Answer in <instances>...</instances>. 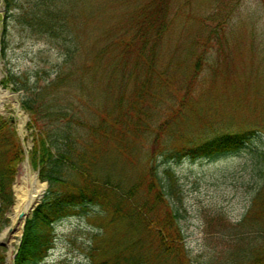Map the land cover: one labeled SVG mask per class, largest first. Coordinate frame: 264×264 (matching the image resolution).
Segmentation results:
<instances>
[{
    "label": "rangeland",
    "instance_id": "obj_1",
    "mask_svg": "<svg viewBox=\"0 0 264 264\" xmlns=\"http://www.w3.org/2000/svg\"><path fill=\"white\" fill-rule=\"evenodd\" d=\"M142 1L74 2L73 29L81 51L72 68L73 75L67 80L68 85L60 87L55 94L71 100L93 124L104 115L108 122L116 116L120 118L123 110L130 106L133 85L151 76L141 69L131 70V65L122 70L118 63L120 48L107 46L127 23L131 10ZM13 13L15 10L10 13L0 0V41L4 26L7 33L5 50L2 52L0 47V86L10 75L30 85H43L59 70L60 51L46 40L31 35L28 28L14 20ZM170 18L171 24L155 58L156 79L147 84L148 88L152 87V95L147 93L144 103L131 110L132 117L129 113L126 116L140 124L139 132H145L143 139L137 136L133 145L134 129L121 125L124 131L116 129L120 140L108 139L104 144L91 142L101 154L92 175L99 180L108 176L113 181L123 179L126 186L131 185L153 157L150 151L154 145V130L168 119V124L158 134L152 163L156 165L169 203L179 215L178 226L188 263L246 264L247 253L240 250L238 254L241 255H238L236 248H242L247 241L256 243L255 240L260 239L256 236L264 231L261 225H238L261 184L264 0H172ZM100 49H106L104 56L97 58L93 68L84 69V63H92ZM198 57L200 63L194 73L192 69ZM68 72L70 70L64 71ZM186 85L190 86V92L181 104L180 97ZM11 87L5 89L13 91ZM16 92L20 102L24 92ZM179 107L178 113L169 120V113ZM0 115L13 119L23 146L29 150L32 136L27 128L28 114L25 111L21 114L26 117L22 133L20 117L11 100L0 104ZM245 130L256 132L236 151L223 152L213 158L170 156L178 147L197 144L223 132ZM131 153L134 160L127 157ZM104 157L108 158L105 163ZM23 164L24 161L18 165L12 184L13 197V185ZM29 166L39 179L38 170L30 163ZM64 168L68 169V175H73L71 169ZM41 182L45 183L46 190L47 181ZM12 213L13 203L6 215L10 223L0 232V242L5 243L7 251L8 243L1 234L12 226ZM108 215L110 212L104 207L88 206L56 222L52 233L53 248L46 262L40 264H92L87 251L95 244L94 234L99 237L107 234L104 224ZM21 233L13 241L12 254ZM6 263L11 264L12 259Z\"/></svg>",
    "mask_w": 264,
    "mask_h": 264
},
{
    "label": "trees",
    "instance_id": "obj_2",
    "mask_svg": "<svg viewBox=\"0 0 264 264\" xmlns=\"http://www.w3.org/2000/svg\"><path fill=\"white\" fill-rule=\"evenodd\" d=\"M171 1L143 0L131 10L127 23L118 35L108 41V48H120L118 56L121 59H118V63L122 70L131 65V70L141 69L151 76L133 85L130 106L123 110L120 118L116 116L108 122L104 115L93 124L83 117L79 107L71 100L55 94L60 87L68 85L67 80L73 75L72 68L81 51L73 29L75 0H3L10 13L15 10L13 14L17 23L28 28L31 35L46 40L62 56V64L55 77L47 79L43 85H30L13 75L1 81L4 88L12 86V90L24 92L20 104L28 114L27 128L32 136L29 162L38 170L39 179L48 184L41 202L26 218L11 264L45 262L54 244L53 225L76 213L78 208L88 206H101L110 212L104 224L107 234L100 237L94 234L95 244L87 251L92 264H189L178 226L179 215L169 203L156 165L152 163L158 134L168 124V119L154 130V145L152 142L150 151L153 157L148 158V166L134 177L131 185L126 186L123 179L113 181L108 176L99 180L92 175L101 154L91 142L104 144L108 139L120 140L116 129L123 130L122 126L134 129L136 137L131 134L134 137L133 145L137 136L142 138L145 134L139 132L140 124L131 120V110L138 109V105L144 103L147 93L152 95V87L148 88L147 84L156 79L153 72L155 58L171 24ZM3 30L0 41L2 52L6 48V26ZM104 50L96 52L92 63H84L83 68H93L97 58L104 56ZM196 61L192 69L194 73L197 72L200 58ZM62 70L70 72L65 74ZM184 90L180 97L181 104L186 101L190 86L186 85ZM176 91L180 92L178 88ZM179 110L180 107L172 110L169 120ZM128 113L130 117H126ZM137 119L140 120L139 116ZM255 132H223L200 143L178 147L170 156L213 158L217 154L240 149ZM24 156L23 144L13 121L0 115V232L10 223L6 215L13 203L12 184ZM259 156L261 184L238 225H261L264 230V147ZM127 157L134 160L132 153ZM105 159L108 158L102 159L104 163ZM65 166L73 171V175L67 174ZM166 172L170 175L168 170ZM260 233L262 235L256 236L259 240L254 238L256 243L247 241L242 248L238 246L235 250L237 254L240 250L248 254L244 258L246 264H264V231ZM6 250V246L0 244V264H6Z\"/></svg>",
    "mask_w": 264,
    "mask_h": 264
},
{
    "label": "bare ground",
    "instance_id": "obj_3",
    "mask_svg": "<svg viewBox=\"0 0 264 264\" xmlns=\"http://www.w3.org/2000/svg\"><path fill=\"white\" fill-rule=\"evenodd\" d=\"M1 76V74H0ZM11 100L20 117L19 130L22 133L25 123V116L22 114L21 107L14 100V95L9 90L0 86V104ZM12 230H6L1 234V238L8 243L7 261L12 259L13 241L21 233L25 215L28 214L34 205L38 202V196L45 189V183L41 182L36 173L31 172L28 162H24L23 169L17 177L14 185Z\"/></svg>",
    "mask_w": 264,
    "mask_h": 264
},
{
    "label": "water",
    "instance_id": "obj_4",
    "mask_svg": "<svg viewBox=\"0 0 264 264\" xmlns=\"http://www.w3.org/2000/svg\"><path fill=\"white\" fill-rule=\"evenodd\" d=\"M10 93L14 95V100H15L16 103L20 106V102H19V101L17 100V98H16L17 93L14 92V91H11ZM18 134H20L19 131H18ZM25 153H26V156H25L24 162H28V155H27V150H26V149H25ZM41 197H42V194H40V195L38 196V202L34 205V207H33L31 210H33V209L35 208V206L41 201ZM28 215H29V213L25 215V219H26V217H27ZM25 219H24V222H23V225H22V229H23L24 224H25ZM7 230L11 231V230H12V227H9ZM19 242H20V241H18V243H19ZM0 243L5 244L4 242H0ZM14 256H15V253L13 254V257H14Z\"/></svg>",
    "mask_w": 264,
    "mask_h": 264
}]
</instances>
